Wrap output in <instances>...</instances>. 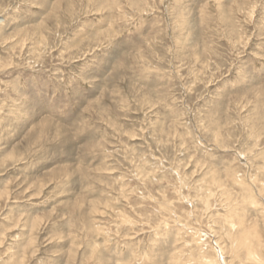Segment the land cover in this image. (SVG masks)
Segmentation results:
<instances>
[{
	"label": "rangeland",
	"instance_id": "obj_1",
	"mask_svg": "<svg viewBox=\"0 0 264 264\" xmlns=\"http://www.w3.org/2000/svg\"><path fill=\"white\" fill-rule=\"evenodd\" d=\"M0 21V264H264V0Z\"/></svg>",
	"mask_w": 264,
	"mask_h": 264
},
{
	"label": "bare ground",
	"instance_id": "obj_2",
	"mask_svg": "<svg viewBox=\"0 0 264 264\" xmlns=\"http://www.w3.org/2000/svg\"><path fill=\"white\" fill-rule=\"evenodd\" d=\"M0 23H1V21H0ZM253 255V254H252Z\"/></svg>",
	"mask_w": 264,
	"mask_h": 264
}]
</instances>
